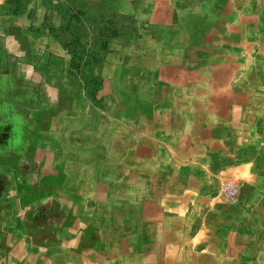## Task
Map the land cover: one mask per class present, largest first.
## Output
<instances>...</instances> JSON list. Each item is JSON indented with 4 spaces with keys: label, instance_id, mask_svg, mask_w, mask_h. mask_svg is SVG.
<instances>
[{
    "label": "crops",
    "instance_id": "1",
    "mask_svg": "<svg viewBox=\"0 0 264 264\" xmlns=\"http://www.w3.org/2000/svg\"><path fill=\"white\" fill-rule=\"evenodd\" d=\"M42 2L0 0V264H264V0H76L90 71Z\"/></svg>",
    "mask_w": 264,
    "mask_h": 264
},
{
    "label": "trees",
    "instance_id": "2",
    "mask_svg": "<svg viewBox=\"0 0 264 264\" xmlns=\"http://www.w3.org/2000/svg\"><path fill=\"white\" fill-rule=\"evenodd\" d=\"M42 1L43 4L48 3L46 6L51 10L52 16H59L62 19L57 27L52 26V30L62 45L72 54L71 68L74 70L82 67L90 71V67L93 66L91 64L101 60V52H91L93 42H82L87 23H85L86 17L84 19L81 17L86 16V12L76 8V0H61L57 3H53L52 0Z\"/></svg>",
    "mask_w": 264,
    "mask_h": 264
},
{
    "label": "built area",
    "instance_id": "3",
    "mask_svg": "<svg viewBox=\"0 0 264 264\" xmlns=\"http://www.w3.org/2000/svg\"><path fill=\"white\" fill-rule=\"evenodd\" d=\"M223 196L229 199H233L235 196V190L227 186L223 190Z\"/></svg>",
    "mask_w": 264,
    "mask_h": 264
}]
</instances>
